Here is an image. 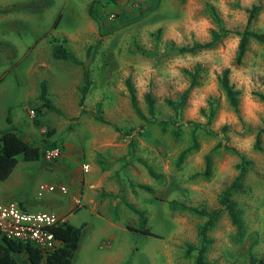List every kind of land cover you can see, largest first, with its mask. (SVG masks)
I'll return each instance as SVG.
<instances>
[{
	"label": "rangeland",
	"instance_id": "obj_1",
	"mask_svg": "<svg viewBox=\"0 0 264 264\" xmlns=\"http://www.w3.org/2000/svg\"><path fill=\"white\" fill-rule=\"evenodd\" d=\"M93 1L90 19L79 23L70 17L73 0L0 2V131L13 129L41 151L54 144L61 151L51 160L42 152L37 160L17 155L10 174L0 180V203L82 224L70 264H195L197 231L205 218L172 210L168 202L219 209L218 196L238 174L243 157L249 164L232 195L241 211V231L220 212L206 232L212 242L203 260L264 264V135L261 149L252 147L255 131L264 128V101L252 95H264V43L249 40L238 64L233 62L238 37L232 33L212 48L178 53L180 47L208 41L216 30L207 5L224 29L264 32V0ZM257 3L260 10L247 23L246 9ZM55 44L83 66L53 58ZM195 64L204 69L200 83L174 113L166 100L178 99L187 87L182 69ZM223 68L239 91V118L217 88ZM83 70L89 84L81 99ZM126 78L139 114L130 105ZM41 81L51 108L38 99ZM208 99L215 107L209 122L202 112ZM192 132L197 149L177 163ZM206 154L208 176L203 174ZM95 183L100 188L87 203L83 193ZM49 185L54 190L48 191ZM74 197L82 206L72 211ZM126 204L143 211L152 235L129 228L137 227L139 218ZM15 257L26 264L23 254Z\"/></svg>",
	"mask_w": 264,
	"mask_h": 264
},
{
	"label": "trees",
	"instance_id": "obj_2",
	"mask_svg": "<svg viewBox=\"0 0 264 264\" xmlns=\"http://www.w3.org/2000/svg\"><path fill=\"white\" fill-rule=\"evenodd\" d=\"M94 2V1H93ZM206 10L208 15L212 19L213 23L216 25V30H212L210 32L209 40L203 43H193L189 47H180L178 49V53H193L195 51L205 50L212 48L217 42L221 39L225 38L228 34L232 33L233 35L238 37V42L236 46V52L233 59L235 64H238L246 51V46L249 40H253L257 43H264V32H255L249 30L247 27H244L240 31H229L224 29L220 25V19L217 17L213 6L207 5ZM260 10V4H252L250 8L246 9L247 12V23H249L255 15ZM90 8L88 12H90ZM57 22V21H56ZM56 22L53 23L55 26ZM51 55L55 59H62L70 61L75 65L83 66L82 61L77 59L72 52H70L66 47L55 44L51 48ZM204 69L199 65L195 64L192 69H182V73L186 76L187 79V87L181 92L178 99L176 101L166 100V104L173 110L174 113L179 111L182 107L183 102L185 101L188 93L191 89L198 86L202 77ZM228 68H223L219 75L217 76V88L221 92L224 97V100L227 106L236 114L239 118V91L233 87V85L229 82L228 79ZM83 85L80 87V98L82 99L86 93L88 88V78L87 72L83 70L82 73ZM125 87L128 92L129 102L134 111L139 114L137 107L135 106V97L134 91L131 87L129 78L124 80ZM264 86V82L262 83ZM40 90L38 93V99L41 102L42 106H46L47 108H51L49 99L46 96V86L45 82L41 81L39 84ZM252 95L256 96L260 101H264V95L258 92H252ZM144 100L147 106L148 115H152L153 113V101L151 96L147 93L144 96ZM215 111V107L211 100H207V108L206 111L202 109V112L206 113L207 122L213 117ZM261 135H264V128H259L254 133V141L252 147L254 150L259 151L261 149L260 146V138ZM194 132L191 133V141L183 150H181L177 157V163L182 161L186 155L194 152L197 149V142L195 138ZM54 145H50L49 147H53ZM41 150L37 145L31 144L27 141H24L19 134H17L13 129H5L0 131V180H4L12 171L15 163L16 156L20 155L23 160H37L41 155ZM249 164L248 160H245L241 157V161L238 165L239 172L232 179L230 184L226 186L218 196L217 203L219 205V209L213 211H207L204 208H197L186 206L180 203H176L174 201H169L168 205L170 209L186 211L195 214L198 217H204L205 220L198 227L197 237L198 244L195 247L196 254L194 258L195 264H206L203 260L205 253L207 252L208 245L211 244L212 240L206 237V232L210 230L212 225L217 219V216L220 212H223L227 215L230 223L234 226L236 231L240 233L242 228L241 221V211L237 206L236 202L232 199L233 192L238 186L239 181L242 179L245 173V165ZM146 170L150 176H154L151 168L146 166ZM210 172V160L209 154L204 155V171L203 174L208 176ZM140 188L151 192V189L147 185H138ZM126 206L135 214L138 215L139 224L137 227H129L132 230H135L141 234H150L152 232L145 227L144 225V217L143 211L137 210L131 205ZM76 207H73L71 210H76ZM82 224L78 226H74L66 221H64L61 225L57 227H51L50 231L53 236L59 240L60 244L43 255L42 252L28 243H22L17 240L8 239L0 236V264H18L17 259L15 257L16 254H23L24 261L26 264H40L42 261L44 264H70L73 254L78 246V239L80 236V231L82 228Z\"/></svg>",
	"mask_w": 264,
	"mask_h": 264
},
{
	"label": "built area",
	"instance_id": "obj_3",
	"mask_svg": "<svg viewBox=\"0 0 264 264\" xmlns=\"http://www.w3.org/2000/svg\"><path fill=\"white\" fill-rule=\"evenodd\" d=\"M33 116V111H29ZM61 151L58 146L44 149L42 157L51 160L59 157ZM88 169L87 164L82 165V171ZM60 192H65L64 186H59ZM48 191L54 190L52 185L47 186ZM64 222L63 217L45 211H26L13 203H0V236L28 243L39 249L43 255L55 249L59 244L51 227H57Z\"/></svg>",
	"mask_w": 264,
	"mask_h": 264
},
{
	"label": "crops",
	"instance_id": "obj_4",
	"mask_svg": "<svg viewBox=\"0 0 264 264\" xmlns=\"http://www.w3.org/2000/svg\"><path fill=\"white\" fill-rule=\"evenodd\" d=\"M8 2V1H11V0H0V2ZM13 1V0H12ZM93 0H73V13L72 15L70 16L71 19H76L77 23H79V19H90L89 17V13H88V9L90 7V5L92 4ZM78 28V26H77ZM4 120L5 122L7 123L8 126H10L12 128V121H7L6 120V115L4 116ZM9 127V128H10ZM100 183V181L98 182ZM95 183L94 185L92 184H89V187L92 185L91 188H89L90 190H86L84 193H83V197L84 199L86 200L87 203H92L94 201V197L97 195L96 193V190L99 189V185ZM112 185V184H111ZM41 187V186H40ZM39 187V188H40ZM80 199L81 198H73V205L71 206L73 208L78 206V207H81L82 205H80ZM107 200V199H106ZM100 204L102 203H106V201H103V202H99ZM72 208H69L72 209ZM63 219L65 220V217H63Z\"/></svg>",
	"mask_w": 264,
	"mask_h": 264
}]
</instances>
